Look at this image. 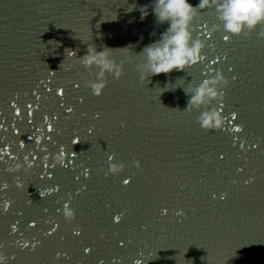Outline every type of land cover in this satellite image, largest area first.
I'll list each match as a JSON object with an SVG mask.
<instances>
[{"label": "water", "instance_id": "1", "mask_svg": "<svg viewBox=\"0 0 264 264\" xmlns=\"http://www.w3.org/2000/svg\"><path fill=\"white\" fill-rule=\"evenodd\" d=\"M221 3L188 24L205 60L151 75L154 0H0V264H264V21L226 33Z\"/></svg>", "mask_w": 264, "mask_h": 264}, {"label": "clouds", "instance_id": "2", "mask_svg": "<svg viewBox=\"0 0 264 264\" xmlns=\"http://www.w3.org/2000/svg\"><path fill=\"white\" fill-rule=\"evenodd\" d=\"M207 2L208 0H199V3L194 6L189 0H154L153 12L157 22H168V27L160 34L158 40L149 43L141 51L146 57L145 67L149 74H168L173 69L183 70L187 65L197 62L200 58L205 60V55L202 56L200 52L202 47L201 43L198 40H191L188 24L193 19L195 8H203L207 5ZM218 8L221 12L220 18L224 21L225 32L231 33L232 35H238L242 30V25H247L251 28L257 23L264 21V0H223V3L219 4ZM259 35L264 36V32H261ZM225 36L229 37L228 35ZM108 49L109 48H105L103 51L97 52L92 45H89L87 54L79 58V60L84 65L96 64L100 66L102 72L103 70L112 71L115 68L116 75L119 77L120 69L115 65ZM208 72H216V76L213 79H223L216 69H208ZM209 76L206 77L202 85L197 88L195 94L191 97L192 103H198L205 92L209 95H215V93L208 88L210 82ZM146 77L147 75L141 76V79H146ZM223 82L225 84L228 83L227 80ZM91 87L92 94L99 97L103 94L105 83H94ZM222 100L223 94L221 102ZM217 111L222 114L220 108H218ZM223 117L225 120L224 115ZM208 123L209 121L207 118L203 119L201 127L204 128ZM216 123L220 124L221 121L218 119ZM78 139L79 137L74 138L73 143L77 142ZM72 155L75 154L72 153ZM64 158L65 153L63 151V146H61V151L54 156V159L63 164ZM24 159L28 160L27 156H25ZM111 159L112 156H109V161H111ZM135 164L137 168L140 167L138 161H135ZM111 168L114 169L115 166L112 165ZM7 170L13 171L12 167H9ZM17 182L19 186V181ZM52 191L53 188H47L41 191L40 195L43 196L45 193H51ZM4 207L7 209V203H5ZM66 215L71 217L72 213L67 211ZM135 264H139V261H136Z\"/></svg>", "mask_w": 264, "mask_h": 264}, {"label": "snow or ice", "instance_id": "3", "mask_svg": "<svg viewBox=\"0 0 264 264\" xmlns=\"http://www.w3.org/2000/svg\"><path fill=\"white\" fill-rule=\"evenodd\" d=\"M223 39L224 40H227V39H229V37L224 36ZM58 91H59V94L63 95V90L62 89H60ZM66 111H68L70 113V112L73 111V109L72 108H66ZM17 114H19L18 113V110H17ZM234 116H235V114H234ZM45 119H47V117H45ZM0 127H2V126H0ZM48 127H49V130H51V127L50 126H48ZM235 131L240 132L241 131V128L239 126H237V127H235ZM20 147H24V144L22 142H20ZM241 147H243V145H241ZM8 152H9L8 146H5L4 148H0V153H8ZM0 159H3V156H0ZM108 159H109V157H108ZM84 174L85 175H88L87 172H85ZM122 182L125 183V184H127L129 181L128 180H124ZM3 187L4 188H7L8 185L5 184V185H3ZM56 190H58V189L57 188H53V191H56ZM164 211L166 212V210H164ZM114 220L116 222H119L120 221V217L119 216H116V217H114ZM84 251L85 252H90L91 249L90 248H85Z\"/></svg>", "mask_w": 264, "mask_h": 264}]
</instances>
